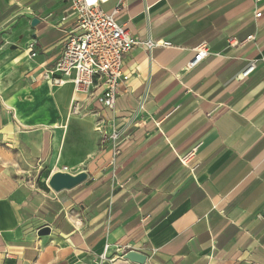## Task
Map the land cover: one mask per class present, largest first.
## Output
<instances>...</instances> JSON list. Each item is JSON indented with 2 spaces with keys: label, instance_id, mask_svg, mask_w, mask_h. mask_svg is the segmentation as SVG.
Returning a JSON list of instances; mask_svg holds the SVG:
<instances>
[{
  "label": "crops",
  "instance_id": "crops-1",
  "mask_svg": "<svg viewBox=\"0 0 264 264\" xmlns=\"http://www.w3.org/2000/svg\"><path fill=\"white\" fill-rule=\"evenodd\" d=\"M71 1L0 0V264H264V0H123L118 24L170 45L124 56L130 77L113 109L68 79L31 80L58 57ZM201 42L211 53L187 68ZM71 149L91 153L77 171L87 179L35 188L41 168ZM117 246L146 258L130 261Z\"/></svg>",
  "mask_w": 264,
  "mask_h": 264
},
{
  "label": "built area",
  "instance_id": "built-area-1",
  "mask_svg": "<svg viewBox=\"0 0 264 264\" xmlns=\"http://www.w3.org/2000/svg\"><path fill=\"white\" fill-rule=\"evenodd\" d=\"M110 0H72L70 15L74 17V23L65 31L59 55L54 63L40 73L31 77L33 83L45 81L51 85H62L67 79L73 85L74 93H81L106 108L113 109L119 88L129 80V75L122 71L124 56L136 47L151 51L156 47H166L167 41L141 40L131 35L116 20L117 14L125 8L123 0L110 13L106 12L102 5ZM260 12L255 13L259 16ZM64 19V18H63ZM251 36L248 37L250 39ZM233 38L229 44H233ZM36 40L30 39L26 50L30 57L36 55ZM196 54L188 62L187 68L197 65L211 52L205 42H201L194 48ZM254 69V63L250 62L238 75L244 78ZM81 102L74 98L70 104V113L78 115L81 112ZM100 131V127H96ZM112 153L119 152L118 140L120 133L112 130L108 135ZM194 154V149L185 153L179 160L186 164ZM105 245L104 250H107ZM117 250L124 255L131 250L129 246H117ZM105 258V253L100 255Z\"/></svg>",
  "mask_w": 264,
  "mask_h": 264
},
{
  "label": "water",
  "instance_id": "water-1",
  "mask_svg": "<svg viewBox=\"0 0 264 264\" xmlns=\"http://www.w3.org/2000/svg\"><path fill=\"white\" fill-rule=\"evenodd\" d=\"M38 23L37 18H33L31 20V25H35ZM88 177V174L86 171H79L77 173H70L67 171H55L49 175L47 178L46 184L47 186L54 192H60L62 190H70L74 187L80 185L83 183ZM190 179V176L184 179L175 189V191L179 190L188 180ZM50 231V228L48 226H43L39 228L38 234L44 235L48 234ZM124 258L129 259L130 261H134L137 263H143L146 256L136 250H129L124 255Z\"/></svg>",
  "mask_w": 264,
  "mask_h": 264
},
{
  "label": "rangeland",
  "instance_id": "rangeland-1",
  "mask_svg": "<svg viewBox=\"0 0 264 264\" xmlns=\"http://www.w3.org/2000/svg\"><path fill=\"white\" fill-rule=\"evenodd\" d=\"M86 129V128H85ZM84 128H81L78 132L79 135L82 137V139L85 141V135L87 133V129L85 130ZM99 145V141L97 146ZM96 150V149H95ZM70 158L63 163L62 161H57L56 165L52 167L50 170H60V171H67V172H77L79 169L82 168H90V159H91V153H81L80 159L77 158L79 155L77 153H74V151L71 149L70 150ZM49 169H46L45 167L41 168L39 175H37L33 181V186L37 189H40L41 187L46 186V180L49 176L50 173Z\"/></svg>",
  "mask_w": 264,
  "mask_h": 264
}]
</instances>
